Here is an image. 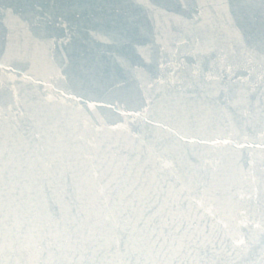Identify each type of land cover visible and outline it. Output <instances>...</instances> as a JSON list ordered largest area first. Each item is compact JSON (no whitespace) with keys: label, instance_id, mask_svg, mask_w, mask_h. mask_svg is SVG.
<instances>
[{"label":"water","instance_id":"1","mask_svg":"<svg viewBox=\"0 0 264 264\" xmlns=\"http://www.w3.org/2000/svg\"><path fill=\"white\" fill-rule=\"evenodd\" d=\"M0 264H264V0H0Z\"/></svg>","mask_w":264,"mask_h":264},{"label":"snow or ice","instance_id":"2","mask_svg":"<svg viewBox=\"0 0 264 264\" xmlns=\"http://www.w3.org/2000/svg\"><path fill=\"white\" fill-rule=\"evenodd\" d=\"M225 142H227V141H225ZM133 187H134V186H133ZM100 191H101V193H103V191H104L103 187H101ZM124 195H125V196H129V197H133V198H135V197H134V191H133L132 188H130L128 191H126V192L124 193Z\"/></svg>","mask_w":264,"mask_h":264}]
</instances>
